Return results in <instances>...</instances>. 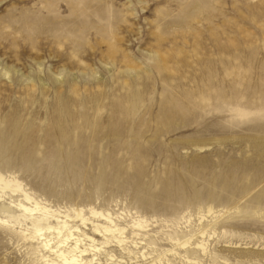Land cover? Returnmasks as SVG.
Returning <instances> with one entry per match:
<instances>
[{"label": "rangeland", "instance_id": "rangeland-1", "mask_svg": "<svg viewBox=\"0 0 264 264\" xmlns=\"http://www.w3.org/2000/svg\"><path fill=\"white\" fill-rule=\"evenodd\" d=\"M0 173L63 214L148 220L94 264H264V0H0ZM16 230L0 264H44ZM194 234L207 255L168 239Z\"/></svg>", "mask_w": 264, "mask_h": 264}, {"label": "bare ground", "instance_id": "bare-ground-1", "mask_svg": "<svg viewBox=\"0 0 264 264\" xmlns=\"http://www.w3.org/2000/svg\"><path fill=\"white\" fill-rule=\"evenodd\" d=\"M7 196L10 198L11 204L4 206L0 204V227L10 231H17L16 229H18L26 241L37 240L46 253H50L48 256L43 255L44 264H94V258H98V254L105 246L113 242L117 243L128 254H133V251L130 250L131 247L139 248L146 241L145 236L150 235V223L139 215L134 220L132 219V222H128L122 215L98 212L94 208L89 210L94 220L86 217L84 209L73 208L71 212L63 214L61 210L53 209L47 204L48 202H44L45 200L43 201L29 192L17 176L0 173V202L4 201ZM212 211L209 209V213ZM69 220L80 222L82 226H87L90 222L94 230L92 236L80 229V226H69ZM47 233L56 234V242H53ZM198 233L202 236L205 235V232ZM196 235L194 234L185 240H175L171 236L168 239L173 242L176 241L175 245H178L182 250H187L189 246L192 247L193 245L194 253H199L200 257L201 254L207 255L208 243L205 239L194 243L193 239ZM96 236L102 237L103 241L98 243ZM85 241L89 243H85L82 247ZM151 245L152 243L147 242L144 246L149 247ZM139 253L144 259L151 256L142 250L134 255L137 256ZM165 253L180 256L187 264H203L198 256H192L188 252L182 255L181 252L177 253L167 249L162 252L164 257L167 256ZM107 256L111 261H115V255L108 252ZM160 256L153 257L152 263L173 264L169 259L165 263Z\"/></svg>", "mask_w": 264, "mask_h": 264}]
</instances>
